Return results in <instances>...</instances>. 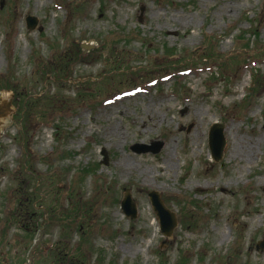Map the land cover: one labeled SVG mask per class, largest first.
<instances>
[{
  "label": "rangeland",
  "instance_id": "374dc122",
  "mask_svg": "<svg viewBox=\"0 0 264 264\" xmlns=\"http://www.w3.org/2000/svg\"><path fill=\"white\" fill-rule=\"evenodd\" d=\"M2 102L0 264H264V0H0Z\"/></svg>",
  "mask_w": 264,
  "mask_h": 264
},
{
  "label": "water",
  "instance_id": "95a60500",
  "mask_svg": "<svg viewBox=\"0 0 264 264\" xmlns=\"http://www.w3.org/2000/svg\"><path fill=\"white\" fill-rule=\"evenodd\" d=\"M27 25L29 30H33L37 25V19L34 17L27 18ZM85 51L90 49L87 45L81 46ZM9 104L3 103L0 106V118H4L9 111ZM224 126L220 124H214L210 129V137H209V147L212 154L213 159L215 162L221 160L224 148L226 145L224 134H223ZM160 146H156V148L152 147H138L135 148L136 152L139 153H146L149 150H157ZM149 198L156 213L159 222H160V229L163 235L166 238H170L177 227V218L176 214L170 211L164 204L163 199L161 198L160 194L157 192H151L149 194ZM122 210L127 217L131 219H135L137 217V209L135 203L132 201V196L129 190L125 191L124 199L121 204ZM263 243H261V247L263 248Z\"/></svg>",
  "mask_w": 264,
  "mask_h": 264
},
{
  "label": "bare ground",
  "instance_id": "6f19581e",
  "mask_svg": "<svg viewBox=\"0 0 264 264\" xmlns=\"http://www.w3.org/2000/svg\"><path fill=\"white\" fill-rule=\"evenodd\" d=\"M236 142V141H235ZM235 144V143H234ZM242 149H244L245 150V152L244 153H246L247 152V154H249L250 153V150L249 149H247V147H244V146H242ZM238 152V149L236 148V145H233V149L231 150V153L234 155V154H236ZM248 157V156H247ZM263 181H264V176H262V178H260V180H259V184L260 183H263ZM202 189H204L203 187H201ZM205 190V189H204Z\"/></svg>",
  "mask_w": 264,
  "mask_h": 264
}]
</instances>
